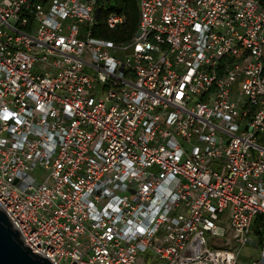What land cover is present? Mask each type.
Returning <instances> with one entry per match:
<instances>
[{
	"label": "built area",
	"instance_id": "2783aa9c",
	"mask_svg": "<svg viewBox=\"0 0 264 264\" xmlns=\"http://www.w3.org/2000/svg\"><path fill=\"white\" fill-rule=\"evenodd\" d=\"M137 1L0 0V209L54 264H264V5Z\"/></svg>",
	"mask_w": 264,
	"mask_h": 264
},
{
	"label": "trees",
	"instance_id": "16d2710c",
	"mask_svg": "<svg viewBox=\"0 0 264 264\" xmlns=\"http://www.w3.org/2000/svg\"><path fill=\"white\" fill-rule=\"evenodd\" d=\"M264 5V0H260ZM111 8L122 11L126 15L125 22L117 29H108L105 26L103 13ZM140 18L137 0H104L97 22L96 35H102L108 39L117 41L126 40L135 33ZM104 32V33H102ZM254 232L259 240L264 237V214H259L254 223Z\"/></svg>",
	"mask_w": 264,
	"mask_h": 264
},
{
	"label": "water",
	"instance_id": "95a60500",
	"mask_svg": "<svg viewBox=\"0 0 264 264\" xmlns=\"http://www.w3.org/2000/svg\"><path fill=\"white\" fill-rule=\"evenodd\" d=\"M99 11V9H97ZM0 264H54L25 245L8 215L0 209Z\"/></svg>",
	"mask_w": 264,
	"mask_h": 264
},
{
	"label": "rangeland",
	"instance_id": "374dc122",
	"mask_svg": "<svg viewBox=\"0 0 264 264\" xmlns=\"http://www.w3.org/2000/svg\"><path fill=\"white\" fill-rule=\"evenodd\" d=\"M253 255V256H250ZM258 254V248L255 246H245L243 248V252L241 255V262L240 264H247L249 261H251L252 259H254L255 257H257Z\"/></svg>",
	"mask_w": 264,
	"mask_h": 264
}]
</instances>
